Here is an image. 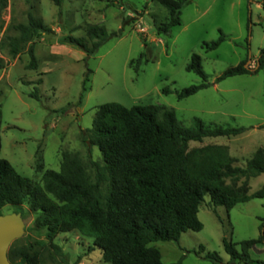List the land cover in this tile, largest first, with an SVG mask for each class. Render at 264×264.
<instances>
[{"label": "rangeland", "instance_id": "rangeland-1", "mask_svg": "<svg viewBox=\"0 0 264 264\" xmlns=\"http://www.w3.org/2000/svg\"><path fill=\"white\" fill-rule=\"evenodd\" d=\"M260 2L192 0L182 10L181 25L165 36L158 35L157 27L167 21L168 11L156 0H70L61 8L51 0H6L0 12L1 158L41 186L46 170H61L63 153L77 155L94 177L92 162L102 165L103 159L88 130L99 107L117 103L126 108L166 106L186 128L193 126L195 118L209 125L248 128L240 136L209 137L190 143L191 149L227 146L236 165L244 168L264 147V129H260L264 125V70L222 81L218 78L244 62L253 69L258 66L257 59L264 50V10ZM30 14L52 30L33 43L37 70L29 69L27 50L14 58L8 46L9 38L18 36L15 27L27 24ZM96 24L105 26L109 33L124 31L92 56L61 43L63 36L86 37V27ZM222 35L225 41L220 47L207 52L204 43ZM142 54L146 57L136 70L130 63ZM193 54L201 56L211 86L179 100L177 91L203 82L199 75L187 71ZM166 88L172 92L165 94ZM36 91L39 99L32 96ZM40 165L43 170L38 171ZM250 187L251 193L264 187V174L253 178ZM216 210L218 215L206 196L199 211L202 231H187L179 243H154L163 263L173 264L183 258L182 264H212L193 253L203 246L226 264L230 256L225 252L224 239L240 250V243L261 236L264 200L239 204L229 213L224 207ZM0 216L20 217L22 234L15 241L27 237L31 242L45 240L44 232L31 231L36 216L28 205L22 212L7 206ZM55 243L62 247L69 264L79 258L80 264H109L99 249L90 250L94 238L78 230L59 234ZM250 256L255 264L264 262V244L256 245ZM59 260L48 259L46 264H58Z\"/></svg>", "mask_w": 264, "mask_h": 264}, {"label": "trees", "instance_id": "trees-1", "mask_svg": "<svg viewBox=\"0 0 264 264\" xmlns=\"http://www.w3.org/2000/svg\"><path fill=\"white\" fill-rule=\"evenodd\" d=\"M67 1L70 0H51L60 8ZM156 1L168 11V19L157 27V33L170 36L172 29L181 25L182 10L192 0ZM260 4L264 10V0ZM5 6L6 0L0 1V12ZM15 29L18 36L9 38L8 43L12 57L27 50L29 69L37 70L39 64L33 43L52 30L33 14L29 15L27 24H19ZM123 31L109 33L103 25H89L85 29L86 37L63 36L61 43L92 56L111 38L120 37ZM224 41L222 35L203 46L207 52L214 51ZM145 57L142 54L132 60L131 66L138 70ZM257 63L255 69L247 67L246 62L231 67L218 81L264 70V50L260 51ZM0 69H3L1 63ZM187 71L199 75L203 82L177 91L179 100L211 86L200 55H192ZM163 92L172 91L166 88ZM32 96L39 99L37 91ZM1 118L0 109V154ZM260 129H264V125ZM247 131L249 129L243 127L209 125L198 118L194 119L192 127L186 128L166 106L126 108L110 103L98 108L93 126L88 130L92 144L99 148L103 159L102 165L92 162L94 177L77 155L63 153L61 170H46L41 186L20 175L0 156V215L7 206L22 212L28 205L36 216L31 231L44 232L45 236L44 241L31 242L29 237L26 243H23L25 240L15 241L8 251L9 261L11 264H46L48 259L55 261L59 257L58 264H69L55 239L61 233L78 230L94 238L90 250L99 249L106 263L165 264L161 251L153 244L179 243L187 231H202L199 211L206 196L211 198L216 215L218 207H224L229 213L239 204L264 200V187L253 193L250 187L253 178L264 174V147L254 153L244 168L236 165L227 146L190 148L191 142H202L209 137H236ZM41 170L42 165L38 167V171ZM259 244H264V225L261 236L243 241L240 250L237 244L224 239L225 252L230 256L226 264H255L250 252ZM193 253L212 264H224L217 253L206 252L203 246ZM81 259L74 264H80ZM182 259L173 264H182Z\"/></svg>", "mask_w": 264, "mask_h": 264}, {"label": "water", "instance_id": "water-1", "mask_svg": "<svg viewBox=\"0 0 264 264\" xmlns=\"http://www.w3.org/2000/svg\"><path fill=\"white\" fill-rule=\"evenodd\" d=\"M9 218V221L0 225V263L10 264L8 251L11 245L22 234V225L18 216H0V219Z\"/></svg>", "mask_w": 264, "mask_h": 264}, {"label": "bare ground", "instance_id": "bare-ground-1", "mask_svg": "<svg viewBox=\"0 0 264 264\" xmlns=\"http://www.w3.org/2000/svg\"><path fill=\"white\" fill-rule=\"evenodd\" d=\"M9 221V218H3V219H0V225L1 224H5Z\"/></svg>", "mask_w": 264, "mask_h": 264}]
</instances>
